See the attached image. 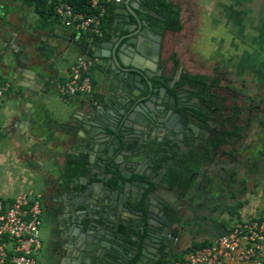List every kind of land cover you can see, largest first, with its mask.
<instances>
[{"label":"crops","instance_id":"crops-1","mask_svg":"<svg viewBox=\"0 0 264 264\" xmlns=\"http://www.w3.org/2000/svg\"><path fill=\"white\" fill-rule=\"evenodd\" d=\"M183 1L172 0L181 6ZM116 2L105 24L108 39L121 29ZM194 2L202 5V26L213 21L226 27L234 21L231 7L233 10L236 0ZM245 8L251 6L246 4ZM184 11L183 16H187L188 10ZM251 11L246 10L253 14ZM260 14L256 27L251 26L254 20H249L252 28L244 54L247 77L252 83L261 81L259 92L264 102V11ZM39 24L40 15L33 5L22 0H0V84H10L0 98V197L13 199L28 189L44 194L48 209L40 231L44 244L37 252L39 264H90L80 258L75 246L86 233L74 231L70 214L64 212L66 206L70 207L71 197L86 188L81 176L92 171L90 166L99 167V158L93 154L97 128L90 124L91 114L98 112V107L108 113L110 105L116 103L117 95L109 92L115 77L110 75L106 58L93 57L94 98L90 99L93 94L61 96L59 86L67 80L77 59L86 54L82 46L85 36L62 22L44 28ZM260 110L263 112L264 106ZM260 119L253 118L249 135L232 142L231 154L237 157L245 151L243 163L228 161L202 169L206 178L219 182L200 201L197 214L204 230L197 242H213L236 221L264 215V115ZM69 184L76 189L70 190ZM210 195L211 202L207 200ZM104 198V213L114 229L120 214L119 199L114 194ZM76 207L83 212L95 206L88 200ZM221 264L240 263L224 260Z\"/></svg>","mask_w":264,"mask_h":264},{"label":"flooded vegetation","instance_id":"flooded-vegetation-1","mask_svg":"<svg viewBox=\"0 0 264 264\" xmlns=\"http://www.w3.org/2000/svg\"><path fill=\"white\" fill-rule=\"evenodd\" d=\"M134 2L138 5L137 13L143 22L142 40L145 41L141 44L146 46L144 49L146 56L143 55L144 58L141 57L142 59L135 62L147 70L148 78L155 86L166 89L164 92L166 102L158 107L156 114L151 112V115L146 116L140 113L142 116L140 117L138 112H134L137 133L129 134V141L124 140L121 148L107 163L119 167L115 170L104 166V169L95 170L94 167L92 171L88 170L87 176H81V179L85 180V190L77 191V194L71 197L70 207H65L64 213L71 215L70 227L74 231L92 230L98 236L97 242L92 243L94 253L89 252L88 255L90 264H112L104 258V254L111 258L117 255L119 264H156L160 259L173 258L197 242L196 239L204 230L201 225L202 219L197 214L200 201H203V196L208 195L214 185L218 184L217 178H206L202 169L209 165H226L228 161L243 163L245 160L242 155L245 151H240L237 157L231 154L232 142L237 139L234 133L239 131L242 135L244 131L249 135L252 131L250 127L253 118L260 119L264 115V111L260 110L264 106L259 92L262 89L261 81L258 80L256 83L249 81L245 54L238 56L237 53H230L223 57L219 54L212 66L204 64L190 66L179 53L173 40L174 36L185 28L187 16H183L184 7L177 3L181 7L180 18L184 22H182L184 28L175 31L167 16L156 10V7L161 6V0ZM109 13L110 11L106 15L105 24ZM208 25L216 23L212 21ZM233 26L236 27V24H227L226 27L223 25L222 28L224 32L228 31L230 34L232 30L230 28ZM105 34L104 31L103 36ZM97 40L100 41L90 46L93 52L96 51L98 44L104 41ZM221 40L219 38L214 42L220 45ZM169 41L172 42L170 47ZM189 57L191 59L193 56ZM94 96L93 94L90 99ZM98 113L111 120L110 114L104 112L102 107H99ZM183 118L186 121H183ZM161 120L169 124V127L159 125ZM176 128L178 130L174 132L173 129ZM125 143L128 145L127 149H124ZM102 146L104 145L100 147ZM105 173L107 176L102 185L101 180H104L102 176ZM110 173H113V176L107 178ZM123 173L130 174L129 178H125ZM162 175L159 188L166 196L164 200L169 207L161 204L159 208L166 225L161 230H154L155 233L149 236L148 243H145L148 233L142 232L137 221V214L141 210L140 204H132L134 198H131L130 191L124 190V185L119 180L122 179L123 183L138 179L151 181L155 178L161 179ZM151 184L153 185L152 182ZM109 185L114 190H119L118 199L120 204H123V207L121 205L119 208V218L114 221V229L110 228L112 222L101 216L100 209L105 195L114 194L106 191L105 186ZM68 188L75 190L76 186L69 184ZM100 193L104 195L101 196ZM207 197V200H212L211 195ZM88 200L99 204L94 205L93 209L86 208L79 212L76 206ZM46 208L43 194L41 228ZM72 214L81 216L83 224L76 226L72 222L74 218ZM105 228L120 237L119 241H115L114 247L103 244L107 238L101 230ZM41 240L40 249L44 244L42 236ZM145 245L147 255L142 254Z\"/></svg>","mask_w":264,"mask_h":264},{"label":"water","instance_id":"water-1","mask_svg":"<svg viewBox=\"0 0 264 264\" xmlns=\"http://www.w3.org/2000/svg\"><path fill=\"white\" fill-rule=\"evenodd\" d=\"M134 1L138 2V0H118L116 2L117 9L115 14L121 29H118L111 39L100 42L97 51L93 53L86 52L84 56L86 59H91L93 57H103L107 59L110 75L115 77L114 84L110 87L111 89L109 92L116 94L118 97L115 100L116 103L110 105L111 110L108 113L111 116H109L111 120L102 117L103 115L101 116L97 111H93L91 114L92 119L90 124L97 128L96 134H93V138L96 140L93 154L95 153L97 158H99V167H96L95 170L104 169L105 167L115 170L119 167V165L110 166L107 165V163L115 152L121 148L122 142L124 140L129 141L128 135L132 132L137 133L138 129H136L137 127L135 126L136 118L134 112H138V116L140 117H142L140 113L146 116L151 115V112L156 114L158 107L160 108V106H163L166 102L164 98L166 89L164 87L155 86L149 80L147 70L135 62V60L142 59L141 57L144 58V56H146L144 51L146 46L141 44L142 41H145L142 40V36L144 35L143 29H141L143 22L137 13L138 5ZM143 79L145 80L143 81ZM118 81L120 83H118ZM95 109L97 108L95 107ZM183 121H186V119L183 118ZM159 125L167 128L169 127V124L164 120H161V124L159 123ZM177 130V128L173 129L174 132H177ZM241 136L244 138L247 134L243 131ZM102 144L104 146L100 147ZM127 148L128 145L125 143L124 149ZM89 168L94 169L92 166ZM123 175L127 179L130 176L128 173H123ZM145 175L148 176V174ZM163 175L161 179L155 178L151 181L149 179L145 181L138 179L134 181L128 180L123 183L122 179L119 180V182L124 185V190L130 191L131 198H134L135 201L138 200L137 202H133V200L132 204H140L141 210L137 214V221L142 232L148 233L147 239L144 240L145 243H148L149 236L155 233L154 230H161L166 225L164 218L161 216L162 211L159 208L161 204L169 207L168 203L164 200L166 196L159 188L161 184L160 180H162ZM106 176V173L102 176V179H104L101 180L102 185L105 183ZM112 176L113 173H110L107 178ZM88 189L90 190L89 187ZM88 189L87 191H89ZM105 189L109 193L118 194V197L120 195L119 190H114L110 185L105 186ZM100 195L103 196L104 193H100ZM89 203L93 206L99 204L98 202ZM121 205L123 207V204L119 202V208ZM72 208L75 209L74 206H72ZM100 209H102L101 216L106 219L104 206H100ZM73 216L72 222L75 223L76 226L83 224L81 216ZM85 233V239L83 241L79 239V241L75 243V246L79 252L80 258H84L88 262V253H94L92 243L97 242L98 236L92 230L86 231ZM101 233L107 238L106 242L103 243L107 247H114L115 241H119L120 239L119 236L109 232L106 228L105 230H101ZM147 253L145 245L142 249V254L147 255ZM103 256L112 264H119L120 262L119 259L111 258L108 254H104Z\"/></svg>","mask_w":264,"mask_h":264},{"label":"built area","instance_id":"built-area-1","mask_svg":"<svg viewBox=\"0 0 264 264\" xmlns=\"http://www.w3.org/2000/svg\"><path fill=\"white\" fill-rule=\"evenodd\" d=\"M118 0H87L90 11L75 10L69 0H58L56 12L62 23L95 37L104 34L103 22ZM93 61L80 56L66 81L59 86L61 96L93 93ZM10 89L0 84V98ZM43 193L28 189L13 199L0 197V264H39ZM234 260L240 264H264V215L238 220L210 245L186 253L178 264H221Z\"/></svg>","mask_w":264,"mask_h":264},{"label":"rangeland","instance_id":"rangeland-1","mask_svg":"<svg viewBox=\"0 0 264 264\" xmlns=\"http://www.w3.org/2000/svg\"><path fill=\"white\" fill-rule=\"evenodd\" d=\"M184 1L183 7L188 10L187 22H185V28L183 27L184 29L174 36L173 40L177 44L179 53L182 54L184 59L187 60V64L190 66L201 64L212 66L219 54L222 57L230 53H237L236 55L238 56L243 55L247 50L245 43L247 35L250 34L251 26L256 27L257 23H260V13L264 11V5L262 7L263 9H261L264 0H236V5L233 10L231 7V14L235 17L233 18L231 16L232 20H234L231 24H236V27L233 26V28H230V30H232L229 34L228 31L224 32L222 28L223 23H221V25L205 24L202 26V17L199 19V15H202V5L194 2V0ZM246 4H249V7L251 6L249 9L252 10L251 12L253 14L246 12V10H249L245 8ZM260 10L262 11L260 12ZM225 18H227V16ZM249 20H254L252 21L253 25L250 26ZM217 38L222 39L220 45L214 42V40H218ZM171 44L172 42L169 41V47ZM189 55L193 56L191 57L193 61L189 59ZM222 60L221 63L224 61ZM179 259L180 258H178V260Z\"/></svg>","mask_w":264,"mask_h":264},{"label":"trees","instance_id":"trees-1","mask_svg":"<svg viewBox=\"0 0 264 264\" xmlns=\"http://www.w3.org/2000/svg\"><path fill=\"white\" fill-rule=\"evenodd\" d=\"M22 1L26 4H30L35 7V10L40 15V24H39L40 28L51 27V26H54L58 22H62L60 16L56 12V4L58 0H22ZM69 1L71 2L75 10H78V11L79 10L80 11H90L91 10L87 4V0H69ZM161 3H162L160 4L161 6L156 7V10L163 13L165 16H167V18L170 20V24L173 30L181 31L183 29V24L180 18L181 7L178 4L173 3L172 1H169V0H161ZM105 19L103 22V28L106 34L103 37H95L92 35H88L84 32H81L85 36L82 46L85 50L88 51V53H93L92 48L90 46H92L94 42L100 41L97 39L105 40L106 38L109 37L106 26H105ZM94 67H95V64L93 63L92 70ZM234 136H236L237 139L241 138L239 131L235 132ZM114 183L115 184L117 183L116 180H114ZM231 226L232 225H230V227ZM230 227L226 229L225 231H223V233L227 232L230 229ZM211 243L212 242L208 240H204L201 242H195L190 247L185 249L183 252L175 255L173 258L160 259L156 264H176L177 262L183 260L185 254L191 251L192 249L208 246ZM178 258L180 259L178 260Z\"/></svg>","mask_w":264,"mask_h":264}]
</instances>
